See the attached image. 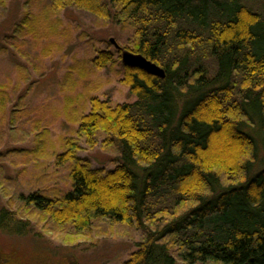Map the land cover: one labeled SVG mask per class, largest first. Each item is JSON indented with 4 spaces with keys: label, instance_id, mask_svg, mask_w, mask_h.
<instances>
[{
    "label": "trees",
    "instance_id": "trees-1",
    "mask_svg": "<svg viewBox=\"0 0 264 264\" xmlns=\"http://www.w3.org/2000/svg\"><path fill=\"white\" fill-rule=\"evenodd\" d=\"M47 1L113 20L127 36L119 57L142 55L165 77L123 65L134 102L93 99L82 117L89 147L99 135L115 146L114 170L93 169L69 144L56 164L72 165L70 191L18 201L78 232L96 221L134 227L142 241L123 264H264V169L250 173L257 144L242 131L257 132L264 152V0ZM111 59L100 51L92 63ZM10 96L0 84L3 117ZM221 155L234 158L211 163ZM29 228L0 210L2 233Z\"/></svg>",
    "mask_w": 264,
    "mask_h": 264
},
{
    "label": "rangeland",
    "instance_id": "rangeland-1",
    "mask_svg": "<svg viewBox=\"0 0 264 264\" xmlns=\"http://www.w3.org/2000/svg\"><path fill=\"white\" fill-rule=\"evenodd\" d=\"M118 28L113 20L73 7L58 10L47 0H0V84L11 94L7 114L0 115V210L30 222L25 236L0 231V264H123L142 241V233L127 224L96 221L78 232L18 201L35 192L60 198L70 191L72 165L56 164L69 144L93 169L114 170L115 146L99 135L91 148L78 129L93 99L112 107L135 100L122 83L121 56L109 42L123 48L127 36ZM100 51L112 57L103 69L92 63ZM242 131L257 144L253 174L264 169L260 136ZM233 158L221 155L210 162Z\"/></svg>",
    "mask_w": 264,
    "mask_h": 264
},
{
    "label": "water",
    "instance_id": "water-1",
    "mask_svg": "<svg viewBox=\"0 0 264 264\" xmlns=\"http://www.w3.org/2000/svg\"><path fill=\"white\" fill-rule=\"evenodd\" d=\"M110 43L115 47L116 50L119 49V46L113 39H109ZM121 62L124 66L133 68H138L148 75L163 79L165 77L164 70L153 62L145 59L142 55L134 54L129 51L121 52Z\"/></svg>",
    "mask_w": 264,
    "mask_h": 264
}]
</instances>
